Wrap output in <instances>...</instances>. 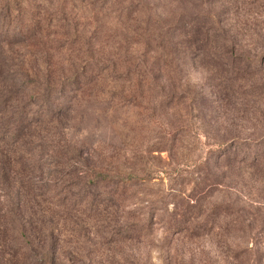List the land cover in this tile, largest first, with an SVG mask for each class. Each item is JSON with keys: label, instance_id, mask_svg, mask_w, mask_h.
<instances>
[{"label": "rangeland", "instance_id": "374dc122", "mask_svg": "<svg viewBox=\"0 0 264 264\" xmlns=\"http://www.w3.org/2000/svg\"><path fill=\"white\" fill-rule=\"evenodd\" d=\"M0 264H264V0H0Z\"/></svg>", "mask_w": 264, "mask_h": 264}, {"label": "trees", "instance_id": "16d2710c", "mask_svg": "<svg viewBox=\"0 0 264 264\" xmlns=\"http://www.w3.org/2000/svg\"><path fill=\"white\" fill-rule=\"evenodd\" d=\"M47 254V253H46ZM46 257H48L47 255H46Z\"/></svg>", "mask_w": 264, "mask_h": 264}]
</instances>
